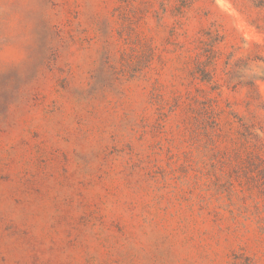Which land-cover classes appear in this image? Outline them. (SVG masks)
I'll return each instance as SVG.
<instances>
[{
    "label": "rangeland",
    "instance_id": "1",
    "mask_svg": "<svg viewBox=\"0 0 264 264\" xmlns=\"http://www.w3.org/2000/svg\"><path fill=\"white\" fill-rule=\"evenodd\" d=\"M0 264H264V0H0Z\"/></svg>",
    "mask_w": 264,
    "mask_h": 264
}]
</instances>
